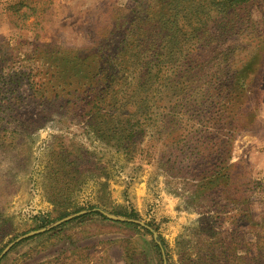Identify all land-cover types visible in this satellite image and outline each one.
I'll return each instance as SVG.
<instances>
[{
	"label": "rangeland",
	"instance_id": "rangeland-1",
	"mask_svg": "<svg viewBox=\"0 0 264 264\" xmlns=\"http://www.w3.org/2000/svg\"><path fill=\"white\" fill-rule=\"evenodd\" d=\"M18 1L0 0V88L2 78L9 82L25 66L41 72L39 83L49 80L40 57L26 62L35 40L69 56H101L156 0H29L40 19L15 29L6 10ZM249 11L243 33L213 47L229 53L233 72L259 55V73L243 99L231 101L227 88L206 84L222 77L216 62L193 95L168 92L173 71L167 63L148 94L154 117L143 120L140 149L130 156L91 132L89 94L82 97L85 104L76 95L91 84V70H85L88 81L69 88L66 109L34 103L23 84L5 88L15 92L11 101L0 96V255L24 235L87 213L19 242L0 264H264V0H254ZM209 50L199 56L208 60ZM141 69L128 67L115 87L120 99ZM235 127L225 166L231 184L204 189L209 181L200 174L214 171L221 142ZM99 211L145 227L111 222Z\"/></svg>",
	"mask_w": 264,
	"mask_h": 264
},
{
	"label": "trees",
	"instance_id": "trees-1",
	"mask_svg": "<svg viewBox=\"0 0 264 264\" xmlns=\"http://www.w3.org/2000/svg\"><path fill=\"white\" fill-rule=\"evenodd\" d=\"M253 1L156 0L153 7L136 13L133 27L113 50L101 52V56L93 54L91 58L87 55L69 56L67 52L63 53L56 48H42L35 40L34 55L26 62L36 61L40 57L49 80L39 83L41 72L25 66L17 76L10 77L9 82L1 79L3 87L0 88V96L13 100L15 91L5 88L23 84L34 103H41L42 107L44 103L57 102L60 108L64 106L66 109L72 94L69 88L76 81L78 85L82 80L88 81L85 70H91L94 74L91 84L85 86L86 90L76 93L81 100L84 94H89L86 106L89 108V121L93 123L91 132L99 142L130 156L132 149H140V141L147 127L142 125L143 120L154 117L148 94L154 82L162 79V70L167 63L170 71H173L169 77L168 92L176 94L181 91L187 94L190 91V96L193 95L197 80L203 82L208 79L207 69L216 62L222 77H216L206 84L227 88V98L231 101L239 102L243 99L246 88L251 86L259 73V55L253 54L249 62L233 72L227 66L229 53L226 50L219 52L213 47H217L215 44L220 39L225 40L231 35L238 37L243 33L245 20L250 21L249 7ZM38 12L39 9L31 5L29 0H19L6 10V15L15 29H21L32 18L37 22L40 19ZM209 49L213 56L203 60L199 54L202 51L210 52ZM170 61L179 62L180 67H172ZM140 65L141 73L137 82L131 84L132 91L120 99L121 93L115 87L122 84L131 67L139 68ZM153 69L156 73L154 79L151 75ZM251 75L253 77L250 79ZM107 108L111 109L108 113ZM8 111L13 110L9 108ZM4 112L0 109V113ZM236 130L237 127L232 129L228 138L221 142L223 152L214 159V171L202 172V179L196 177L209 181L203 186L204 189H208L210 184L226 190L230 186L229 169L225 166L233 150Z\"/></svg>",
	"mask_w": 264,
	"mask_h": 264
},
{
	"label": "water",
	"instance_id": "water-1",
	"mask_svg": "<svg viewBox=\"0 0 264 264\" xmlns=\"http://www.w3.org/2000/svg\"><path fill=\"white\" fill-rule=\"evenodd\" d=\"M100 214L106 218L107 220L111 221V222H121V223H132V224H137V225H141V226H144L143 223H141L140 221H136V220H132V219H124V218H120V217H117L115 215H112V214H109V213H106V212H103V211H99ZM87 212H81V213H78V214H75V215H72V216H69L67 218H64L62 220H60L59 222L55 223L54 225H52L50 228L48 229H42V230H39V231H35V232H32V233H29L27 235H24L23 237H20L19 239H17L16 241L12 242L11 244H9L5 249L4 251L1 253L0 255V262L1 260L5 257V255H7L9 253V251L15 246L17 245L19 242L25 240V239H28V238H31L33 236H37V235H40L42 233H45L46 231L48 230H51L55 227H58V226H61L69 221H72L80 216H83V215H86ZM145 227V226H144ZM155 235V239H156V242L161 246V243L159 242L158 240V237ZM162 247V246H161Z\"/></svg>",
	"mask_w": 264,
	"mask_h": 264
}]
</instances>
